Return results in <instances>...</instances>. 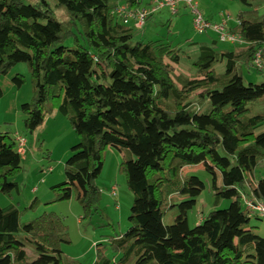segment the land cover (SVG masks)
I'll return each instance as SVG.
<instances>
[{"label": "trees", "instance_id": "1", "mask_svg": "<svg viewBox=\"0 0 264 264\" xmlns=\"http://www.w3.org/2000/svg\"><path fill=\"white\" fill-rule=\"evenodd\" d=\"M239 1L249 9L231 30L249 44L218 51L215 39L191 52L162 39L145 42L115 15L120 5L138 11L153 0H57L63 18L49 0H0V76L26 63L34 81V99L21 107L26 128L36 130L53 101L81 139L65 163V181L53 187L57 198L75 192L88 215L100 198L105 149L126 153L130 227L113 239L122 264H264V237L250 226L251 214H261L248 206L264 204V177L256 176L258 165L264 169V111L250 107L264 98V83H245L242 73L252 70L247 63L264 41V12L257 13L264 0ZM218 55L226 60L221 73ZM13 81L20 87L25 79ZM203 162L223 172L221 183L214 178L215 204L230 203L191 227L188 212L205 185L182 172ZM21 163L16 139L0 134V194L18 187ZM173 206L178 214L166 225ZM21 215L15 205H0V264H80L63 254L59 217L24 223Z\"/></svg>", "mask_w": 264, "mask_h": 264}, {"label": "rangeland", "instance_id": "2", "mask_svg": "<svg viewBox=\"0 0 264 264\" xmlns=\"http://www.w3.org/2000/svg\"><path fill=\"white\" fill-rule=\"evenodd\" d=\"M56 1L49 0L58 13L60 9L55 8ZM197 1L206 19L214 17L218 21V16L221 15L223 19L230 13L233 16L231 24H236L232 20L237 19L239 12L249 9L239 0ZM27 2L32 3V0ZM263 12L264 1L257 7L258 14ZM59 17H64L63 11L59 12ZM145 24L141 30L132 25L138 38L145 42L162 39L184 51L196 52L203 42L212 45L214 38L218 41L215 44L218 51L234 50L237 46H242L221 42L213 33L196 34L188 10L187 13L181 11L173 16L168 9H164ZM195 58L196 56H193V59ZM184 63L185 61L182 65ZM225 64L226 60L218 55L214 64L216 71L224 72ZM180 67L177 68L178 71H182ZM242 73L245 83H264L263 74L255 73L246 67L242 68ZM189 74L188 71L187 75ZM17 75L25 79L20 87L13 81V77ZM0 86L3 90V97L0 98V134H6L12 139L20 135L27 141V153L22 156L21 172L14 178L18 187L10 194H0V205L12 204L18 207L24 223L44 214L59 217L66 227L67 241L61 243V249L67 261L102 264L104 259H108L107 264H122L120 262L122 253L113 245V239L125 233L130 227L129 216L134 195L129 189L127 176L121 167L126 153L114 147L105 149L103 169L97 179L101 189L100 198L92 211L86 215L75 192L70 199L59 200L53 189L55 185L65 181V163L71 155L72 147L81 141L69 118L58 111L53 101H48L44 107L46 116L43 123L34 131L26 128L28 115L21 107L24 103L32 102L35 95L33 77L26 63H18L7 74L0 76ZM250 107L254 111H264V98L254 102ZM256 174L257 178L264 177L262 165H258ZM222 175L223 172L210 162L188 165L183 169L184 178L190 182L194 179L200 180L205 185L197 197L196 205L188 212L191 227L197 225L210 211L229 206L230 200L227 199H222L218 205L215 204L213 182L214 178L218 177L221 183ZM113 186L116 187L117 196L111 194ZM177 198L182 200L187 197L175 195L174 199ZM35 199H38V202L32 208L31 204ZM177 214V206L168 208L164 215L165 224H173ZM256 215L251 214L250 226L255 227V231L264 237V214ZM27 250L32 254L31 245L27 246ZM30 257L33 258V255Z\"/></svg>", "mask_w": 264, "mask_h": 264}, {"label": "built area", "instance_id": "3", "mask_svg": "<svg viewBox=\"0 0 264 264\" xmlns=\"http://www.w3.org/2000/svg\"><path fill=\"white\" fill-rule=\"evenodd\" d=\"M182 7H185L189 11L192 17V26L196 34L204 35L213 33L221 42L235 45L249 44L240 34L231 30L232 25L230 21L232 15H230V13L226 14L225 18L220 21L208 20L200 9V4L197 0H153L150 8L138 11L132 10L128 5H120L115 15L119 17L124 24L128 25L134 22L137 28H141L146 23L147 18L159 10L168 9L172 15H177L180 13ZM247 66L253 71L264 75V41L259 43L254 57L248 61ZM16 141L19 154H21V156L25 155L27 153L26 139L17 135ZM111 194L116 196L117 192L115 186L112 187ZM248 206L250 209L258 211L261 215L264 214V204L248 202Z\"/></svg>", "mask_w": 264, "mask_h": 264}, {"label": "crops", "instance_id": "4", "mask_svg": "<svg viewBox=\"0 0 264 264\" xmlns=\"http://www.w3.org/2000/svg\"><path fill=\"white\" fill-rule=\"evenodd\" d=\"M164 11V10H163ZM182 12H185V13H187V10H185V9H182ZM232 18H233V16H232ZM153 19V18H152ZM207 19H209V20H211V21H217L216 20V18H212V17H208ZM220 19H221V15L220 16H218V21H220ZM232 21H235L236 22V24L238 23V20L236 19V18H234V20H232ZM147 23V22H146ZM236 24H231L232 26H235ZM132 25L135 27V24H134V22H132ZM146 24H144V26H145ZM143 26V27H144ZM136 29H138V28H136ZM139 30H141V29H139ZM215 39V38H214ZM212 40V42H214L215 40ZM157 40V39H156ZM166 44H167V42H165ZM204 43H207V42H204ZM243 46V45H242ZM249 80H252V79H249Z\"/></svg>", "mask_w": 264, "mask_h": 264}]
</instances>
